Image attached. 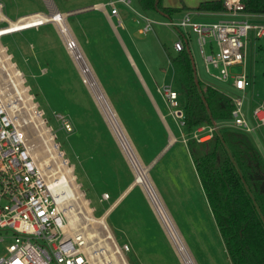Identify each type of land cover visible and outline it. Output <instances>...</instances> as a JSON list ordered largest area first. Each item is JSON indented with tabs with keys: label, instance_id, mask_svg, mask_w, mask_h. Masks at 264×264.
Returning a JSON list of instances; mask_svg holds the SVG:
<instances>
[{
	"label": "rangeland",
	"instance_id": "374dc122",
	"mask_svg": "<svg viewBox=\"0 0 264 264\" xmlns=\"http://www.w3.org/2000/svg\"><path fill=\"white\" fill-rule=\"evenodd\" d=\"M105 1L50 0L53 8L55 6L62 12L71 10L63 19L71 31L72 38L76 40L94 76L108 98L140 163L146 167L147 174L163 199L165 207L168 208L171 218L174 219L182 235L181 237H183L184 243L196 264H231L213 219L214 216L209 215L208 208L204 203L206 201L201 191V183L198 177H195L187 157L185 142L182 140L186 136L182 126V117L176 112L177 109H181V106L180 104L177 106L172 105L165 93L166 89L169 88L179 89L177 77L167 60L168 54L173 55L175 53L173 43L178 38V31L176 28L163 23L169 19L166 16L154 10L141 9L135 0H131V6L136 11L154 20L151 30L141 31L143 22L135 12L124 3L116 4L122 10H126L128 14L124 22L130 35H126L124 30L116 24L118 36L138 65L143 78H145V74L138 62V55L148 63L147 67L152 73L154 81L147 80L145 87H151L155 90V95L163 112L165 111L164 108L168 111L166 120L177 138L162 158L152 162L149 160L154 157L157 146L152 148L153 150L148 147L142 150L144 132L139 128H134L135 124L133 118H131V112H127V110L130 111V106L125 104L124 94L119 91L127 88V86L128 89L132 87L124 80L125 72L115 60L123 58L124 48L122 49L120 42L117 43L115 39L109 40L106 37L105 27L97 15L95 16L98 12L90 8L93 2L105 3ZM1 2L3 3V12L11 20L32 11L45 14L49 11L48 0H1ZM105 7L109 9V6L105 5ZM180 15L173 16L179 17ZM192 18L199 21L216 19L215 16H200L199 14H192ZM261 21H264V19ZM53 24L55 25V23ZM53 24L45 23L38 28H29L3 35L0 38V45L4 48L5 55H8V60L14 63V66L23 74L24 86L27 87L28 85L29 87L27 93L31 95L32 103H35L38 116L33 119L30 112L22 107V102L15 99L6 73L1 67L0 88L8 106H11L10 104L16 105L11 109L17 121L22 125L26 142L36 162L42 165L45 160L47 161L48 164L46 163L43 170L48 178L52 177L49 176L51 172L59 169L58 163L54 159H50L51 154L48 148H50L52 141L57 146L56 151L60 153L61 158L66 160L68 166H71L74 183L78 185L82 197L87 200V204L92 208L91 215L99 217L103 215L113 198L111 197L108 201L98 200V191L101 188L97 184V178L93 176L96 164L93 160L92 162L85 160L87 153L98 152L101 146L102 149L108 153L110 152L113 166L120 167L119 165H121L122 175L124 177L127 175V181L131 180L139 190H142V188L135 183V173L137 172L135 167L129 163L117 140H115L113 132L108 127L80 75L71 51L66 50L61 35L56 25ZM259 42V40L252 37L251 33L249 34L246 46L245 72L252 80V85L246 91L244 103L258 100L260 98L259 94H264V50L257 49ZM208 44L204 46L206 52L209 51ZM189 50L196 73L205 84L212 85L227 96L241 95V92L231 86L230 80L221 81L206 72L196 36L192 32L189 34ZM241 70L240 65L229 67L231 74L238 73ZM209 72L216 74L218 70L210 65ZM116 105L119 110L121 109V115L116 111ZM60 115L69 120L72 131L66 132L62 128ZM74 119L76 122L78 120V125L72 124L71 120ZM230 127L225 126L219 129ZM261 129L250 133L249 136H255ZM47 133L51 137V141L47 140ZM77 138L81 140L79 144L76 142ZM92 138L98 141L93 146L94 141H92ZM172 156H174V160L183 165V169L177 170L176 173H172L170 167ZM103 192H108V190L104 189ZM143 194L145 195L144 192ZM72 205L74 211L80 209L78 205ZM191 205L195 209L191 208ZM78 216L79 218L76 220L77 228L86 225L89 231L93 230L92 232L97 234H93L92 239L87 240V245L91 247L90 250L93 248L95 250H106L105 254L107 255L115 251L114 255L119 264L121 259H124L123 251L121 252L123 249H120V246L123 245L122 242L113 239L96 242L105 233V229H108L106 216L103 218L106 228L100 223L88 222L80 214ZM111 218H109V221ZM167 237L165 236L169 247L159 259L161 264H181V260L169 244ZM105 254L102 253V257ZM125 258L129 264H134L130 252L125 254ZM94 261H97V259H94Z\"/></svg>",
	"mask_w": 264,
	"mask_h": 264
},
{
	"label": "built area",
	"instance_id": "2783aa9c",
	"mask_svg": "<svg viewBox=\"0 0 264 264\" xmlns=\"http://www.w3.org/2000/svg\"><path fill=\"white\" fill-rule=\"evenodd\" d=\"M117 3L127 5L142 20L141 31L151 30L154 20L136 11L131 6V0H107L103 7L109 6V14L117 16ZM222 6V10L200 12L202 16H215L213 20H194L192 14L198 12L186 11L177 18L163 22L178 31V38L173 43L174 51L185 46L189 48V34L192 32L196 36L206 72L218 80H230L231 86L241 92L240 96H229L233 104L230 119L194 129L192 137L198 141L210 138L214 130L225 126L248 134L264 129V94L250 112H246L244 107L246 91L252 85L245 72L247 40L251 33L264 47V23L252 19L254 15L244 11L241 0H222ZM53 11L50 7L46 14L32 12L11 20L3 12L0 0V38L52 23V20H44L42 15H50ZM55 11L52 17L61 15L65 19L66 14L63 15L56 8ZM22 18V22H26L18 26H24H12V21ZM61 39L67 51L77 44L74 38L68 40L61 36ZM207 43L208 52L204 48ZM210 65L218 73L209 72ZM238 65L242 70L231 74L229 67ZM17 72L23 78L24 85L23 74L19 69ZM26 88L29 90L28 85ZM165 93L172 105L179 104L175 89H166ZM176 112L183 117L181 109ZM59 119L66 132L72 131L67 118L60 115ZM48 180L47 174L32 155L22 125L15 118L0 88V264H93L94 259L80 231L64 230L67 215L54 198ZM108 197L109 194L103 192L100 199ZM120 249L128 250L127 244Z\"/></svg>",
	"mask_w": 264,
	"mask_h": 264
},
{
	"label": "trees",
	"instance_id": "16d2710c",
	"mask_svg": "<svg viewBox=\"0 0 264 264\" xmlns=\"http://www.w3.org/2000/svg\"><path fill=\"white\" fill-rule=\"evenodd\" d=\"M135 1L141 9L154 10L167 18H172L182 9H223L222 0H203L192 8L168 7L163 5L162 0ZM241 2L245 12L264 15V0ZM167 56L179 86L175 91L183 112L182 126L188 153L229 261L231 264H264L262 155L248 133L233 128L214 130L210 138L201 141L192 137V132L200 125H214L230 119L233 104L229 96L198 77L187 46ZM152 91L156 97L155 90ZM116 111L121 115V109Z\"/></svg>",
	"mask_w": 264,
	"mask_h": 264
},
{
	"label": "crops",
	"instance_id": "0c3cea01",
	"mask_svg": "<svg viewBox=\"0 0 264 264\" xmlns=\"http://www.w3.org/2000/svg\"><path fill=\"white\" fill-rule=\"evenodd\" d=\"M201 1L203 0H162V3L163 5L168 7L181 8L182 6H186L187 8H192L197 6ZM48 3L50 5V6L48 5V8L50 7L53 8L50 0H48ZM103 3L104 2H93L92 5L90 4L91 5L90 8L95 9L98 12L95 14V16L97 15L98 19L105 27L106 37H108L109 40L115 39V42L117 43L120 42L122 45V49L124 48L123 50L125 51L124 52L125 54H123V58H117L115 60L116 62H118V65L122 68V70H124L125 72L124 80L128 83V85H131L132 87L128 89V86L126 85L127 88H124L119 91H121L124 94L123 96L125 97L126 100L125 104L130 106V111L127 110V112H131L132 115L131 118H133V122L135 124L134 128H139L144 132V136L142 138V143H143L142 150H144L145 147H148L149 149L151 148L150 150H153L152 148L157 146L154 157L149 160L155 162L156 160L162 158L166 154V152L171 148V145L175 142L177 138L173 134L172 129L170 128L168 121L166 120L168 111L165 109V111L163 112V109L161 108L159 101L154 96L150 88L145 87L146 86L145 82H147V80H150L151 82L154 81V77L152 73L148 70L147 67L148 63L145 62L138 55V59H139L138 62L145 74V78H143L140 73V69L138 65L130 55L123 41L118 36L116 30V24L124 30L126 35H129L128 28L126 27V24L124 22V20L128 15L126 10H122L117 6L118 15L112 16L109 14V9L103 7ZM57 10L64 14H69L71 12V10L65 12H62L59 9ZM187 10L188 9H182L173 15H180L183 11L186 12ZM192 11L198 12L200 16H202L200 12H207L201 10L200 11L192 10ZM32 12H39V11H32ZM172 17L177 18L174 16ZM61 19L65 23L64 19L63 18ZM252 19L264 23V21H261L262 19H264V15H254ZM119 21L121 22V25H119ZM132 46L134 47V44H132ZM257 48L264 50L262 42H260V44H257ZM256 94L258 95V93ZM259 95L260 97L262 96L261 94ZM256 101L257 100L255 101L253 100L252 102L247 101L244 104L246 112H250L252 106L255 104ZM74 120H71L72 124L78 125V120L77 122L76 120L75 121ZM182 136L184 135L182 134ZM251 138L255 147L259 150L264 160L263 129L259 130L258 133L255 134V136L253 137L251 136ZM78 139L79 138H77L76 142H78L79 144V141L81 140ZM182 140L185 142L187 157L190 161L193 173L195 177H198L196 170L194 168V164L188 153V149L186 145V136H184ZM92 141H94L92 143V146L98 142L96 141V139L93 140V138ZM99 148L100 149L98 150L97 147L98 152L95 151L93 154L87 153L88 155L85 157V160H89L91 162L93 160V162H95L96 164L94 168V174L93 173L92 174L94 178H97L96 180L97 184H99L101 188V190L98 191L99 193L98 200L101 201L100 197L104 189L108 190L107 193L109 194L108 199H104V200L108 201L111 199V197L113 198L103 213V215L106 216V221L108 220L107 225H108V230L112 234L111 239L117 242H122V244H127L128 250L125 251L121 250V252L123 251L124 260L126 261L127 264L129 263L125 258V254L129 252L133 257L134 264H161V261L159 259L161 255H163V252L166 253L169 246L165 238V236L167 235H165L166 233H164L165 230L162 227L160 220L156 216L150 202L147 200L142 190H139V188H137V186H135V184L131 182V180L127 181L128 179L127 175L125 177L122 175L123 170L121 168V165H119L120 167L113 166L112 156L110 152L108 153L107 151L102 149L101 146ZM170 162H171L170 167L173 171L172 173H176L177 170L183 169L182 167L183 165H181L179 162L174 160V156L171 157ZM201 191L202 194L204 195L203 197L204 200L206 201L204 203L208 208L209 215L212 217L213 216L212 210L210 208L209 203L207 202L205 193L202 188ZM191 208H193V205H191ZM167 211L170 214L168 208ZM110 217L112 218L109 221ZM172 220L174 221L173 218ZM169 244L171 245L170 241Z\"/></svg>",
	"mask_w": 264,
	"mask_h": 264
},
{
	"label": "bare ground",
	"instance_id": "6f19581e",
	"mask_svg": "<svg viewBox=\"0 0 264 264\" xmlns=\"http://www.w3.org/2000/svg\"><path fill=\"white\" fill-rule=\"evenodd\" d=\"M52 9L54 10L52 14L42 15V17H45L44 20H52V23H55L56 27L58 28L60 35L64 39L71 40L72 39L71 31L69 27L61 19L63 17L61 15L60 16L56 15L52 17L53 15L56 14L55 8ZM22 20L23 18L17 21L16 20L12 21V26H16L17 28L24 26V25L18 26L19 24L26 22V21L22 22ZM69 51H71L72 53L74 62L80 72L83 81L88 87L94 102L99 107L101 114L105 119L108 127L113 132L116 138L115 140H117L121 150L123 151L129 163L135 167L137 171L135 173V179H134L135 183H137L145 193L146 198L149 200L156 216L160 220L162 227L164 228L165 233L168 236V239L174 248L175 253L178 255L182 264H196L186 244L184 243V240L181 237V234L178 231L174 221L172 220L170 214L168 213L155 185L153 184L152 180L147 174L146 167L140 163L122 125L118 120V117L116 116L98 80L94 76L85 56L83 55L77 44L71 47ZM0 67L6 73L7 80L10 84L15 99L22 102L23 104L22 107H25L26 110L30 112L32 118L35 119V117L38 116L35 110V103H32L31 95L27 93V88L22 84L23 78L17 72L14 63H11L8 60V55H5L4 48L1 45H0ZM10 105H11L9 106L10 108H14L16 106L13 104ZM45 131L48 132L46 129ZM46 137H48L47 139L48 141H51V137H49L48 133ZM50 144L51 146L50 148H48V151L51 154L50 159H54L55 162L58 163L59 169L64 168L63 170L58 169L56 171L51 172L49 176L52 177L48 178L49 179L48 184L54 198L61 205V207L63 208L64 212L67 215V224H64L63 228L66 232L67 229L72 232L74 230H79L82 236L84 237L86 243L88 244L87 240L92 239V236L94 234L92 232L93 230L89 231L86 225L77 228L76 220H78L79 218L78 215L80 214L88 222H95V223L97 222L102 224L103 227H105V223L103 219L104 215H101L99 217H94L91 215L92 208L87 204V200L82 197V193L78 190V185L74 183V176L71 173V166L70 165L68 166L66 164V160L62 159L60 153L56 151L57 146L53 144L52 141ZM46 163L47 161L45 160L42 165L40 164L39 165L44 169L46 167ZM72 204H75V206L78 205L80 209L74 211ZM105 230H106L105 233L96 242L112 238L111 232L108 229ZM86 248L89 250L88 252L91 254V258L97 259V261H94L93 264H118L116 257L114 255L115 251H112L111 254L107 255L105 254L106 250L104 251L95 250L94 248L90 250L91 248L90 246ZM102 253L105 254L104 257H102L101 255ZM119 264H127V263L122 258Z\"/></svg>",
	"mask_w": 264,
	"mask_h": 264
}]
</instances>
